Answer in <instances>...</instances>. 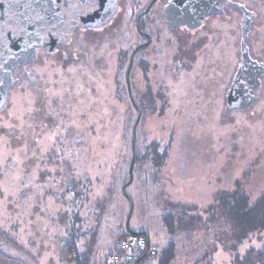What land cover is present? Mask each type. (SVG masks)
<instances>
[{"label":"trees","instance_id":"16d2710c","mask_svg":"<svg viewBox=\"0 0 264 264\" xmlns=\"http://www.w3.org/2000/svg\"><path fill=\"white\" fill-rule=\"evenodd\" d=\"M116 52V61H110L112 53H108L103 64L101 60L87 62L82 57L77 69L68 64H38L30 70L34 83L30 85L22 78V85L14 88L13 97L0 111L5 117L0 120V149L4 156L0 162V185L10 187L14 184L11 179L16 178V193L10 205L18 219L41 217L40 213L31 218L27 214L37 203L41 212L53 216L57 214L53 207L59 203L66 213L74 212L70 222L58 220L71 229L78 219V208L95 195L113 163L127 162L129 168L137 112L127 96L125 83L118 79L116 62L123 58V52ZM203 82L196 89L189 84L183 87L176 82L157 83L154 95L145 98L139 109L134 165L146 164L159 173L174 163L172 177L187 186L192 180H201L207 162L209 171L221 170L216 162L217 147L221 155L229 143L247 149L256 140L257 148L264 150V99L247 110L224 113L219 95L221 108L216 114L213 84ZM147 116L154 118L152 125H144ZM144 127L148 128V137L142 145L139 132ZM258 161L250 160L244 173L250 174ZM243 178L247 176L232 182L229 175H224L218 184L223 186L211 184L214 191L210 197L223 203L230 201L236 226L233 241L229 239L220 248L230 255V264H264V242L255 254L248 250L241 256L238 251L256 232L264 230V191L247 188ZM197 195L200 197L194 193L195 198ZM164 219L168 232L174 233L172 217ZM175 255L174 240H169L157 250L155 258L157 264H171Z\"/></svg>","mask_w":264,"mask_h":264},{"label":"flooded vegetation","instance_id":"af4514ba","mask_svg":"<svg viewBox=\"0 0 264 264\" xmlns=\"http://www.w3.org/2000/svg\"><path fill=\"white\" fill-rule=\"evenodd\" d=\"M107 50L123 52L118 79L140 114L157 83L203 80L216 114L220 99L224 113L244 111L264 99V0H0V84L8 72L16 81L5 106L38 64L77 69Z\"/></svg>","mask_w":264,"mask_h":264},{"label":"rangeland","instance_id":"374dc122","mask_svg":"<svg viewBox=\"0 0 264 264\" xmlns=\"http://www.w3.org/2000/svg\"><path fill=\"white\" fill-rule=\"evenodd\" d=\"M91 37L93 43H100V35ZM111 52L110 61H116L115 50H107L106 55ZM103 61L101 60V64ZM15 91L16 89H12L8 98L11 95L13 97ZM144 103L143 99L141 108ZM143 113L146 114V111ZM4 118L1 113L0 120ZM153 122L154 118L147 116L144 125H152ZM147 133V127L140 129L139 143L142 145L148 137ZM256 142L252 140L253 144H249L247 149H243L238 143H229L221 155L217 147L219 159L216 162L221 170L209 171L207 162L205 168H208L202 174L204 179L200 176V181L192 180L187 186L172 177L174 163H171L168 170L159 173L150 170L146 164L136 163L132 168L131 183L125 189L126 196L122 187L128 181V164H118L116 161L96 188L98 191H95V195L86 199L78 208V219L71 229L68 225H60L58 220L63 218L70 222L74 212L66 213L65 207L59 203L53 207L57 213H53V216H48V212H41L38 209L40 203H37L36 206L33 205V211L27 214L31 218L32 214L40 213L41 217L37 216L30 221L18 219L10 205L14 202L18 183L16 178H12L14 184L10 187L0 185V264H102L105 255L112 250L116 228L126 222L129 202L132 203V212L128 229L145 233L158 249L164 247L169 240H174L176 255L171 264H230V255L220 248L229 239L232 238L233 241L235 238L236 226L230 214V201L223 203L217 198L213 199L214 196L210 197V194L224 175H229L232 182L234 178L241 180L242 176H247L246 179L243 178L247 188L255 192L264 191V150H259ZM257 158L259 161L252 166L250 174L244 173L248 162ZM3 160L0 149V162ZM183 168L187 173V168ZM14 173L15 171L11 174L14 176ZM10 177L12 176L9 179ZM193 192L199 193L200 197H197L204 201L195 198ZM165 216L174 220V233L168 232ZM263 242L264 230L256 232L250 240L239 246L238 251L241 256L248 250L255 254ZM151 264H157V259Z\"/></svg>","mask_w":264,"mask_h":264},{"label":"built area","instance_id":"2783aa9c","mask_svg":"<svg viewBox=\"0 0 264 264\" xmlns=\"http://www.w3.org/2000/svg\"><path fill=\"white\" fill-rule=\"evenodd\" d=\"M157 248L145 233L130 231L122 224L116 228L113 250L105 255L102 264H151Z\"/></svg>","mask_w":264,"mask_h":264},{"label":"water","instance_id":"95a60500","mask_svg":"<svg viewBox=\"0 0 264 264\" xmlns=\"http://www.w3.org/2000/svg\"><path fill=\"white\" fill-rule=\"evenodd\" d=\"M128 73V71H127ZM24 75L27 76V72L26 70L24 71ZM27 79L29 80L30 83H32L33 79L27 76ZM16 83L15 80L12 79V75L11 72H8L4 77L3 80L0 84V110H2L5 106L6 103V99H7V92L9 91V89ZM126 84H127V88H128V92H129V96H130V88H129V84H128V78L126 77ZM130 100L133 103L131 96H130ZM229 108H226V111H228ZM140 119V113L139 111H137V117L135 120V123L132 127V137H131V160H130V164H129V168H128V181L123 185L122 187V192L123 194L126 196L125 193V189L126 187L131 183L132 180V168L134 165V159H135V150H134V140H135V128L136 125L138 123ZM130 207H129V214L126 218V222H125V226L128 228V222H129V217L130 214L132 212V203L129 202Z\"/></svg>","mask_w":264,"mask_h":264},{"label":"crops","instance_id":"0c3cea01","mask_svg":"<svg viewBox=\"0 0 264 264\" xmlns=\"http://www.w3.org/2000/svg\"><path fill=\"white\" fill-rule=\"evenodd\" d=\"M121 225H122V224H121ZM114 239H115V236H114ZM113 247H114V241H113V243H112V250H113ZM112 250H111V251H112ZM111 251H110V252H111ZM102 261H103V260H102Z\"/></svg>","mask_w":264,"mask_h":264},{"label":"snow or ice","instance_id":"6c2138e0","mask_svg":"<svg viewBox=\"0 0 264 264\" xmlns=\"http://www.w3.org/2000/svg\"><path fill=\"white\" fill-rule=\"evenodd\" d=\"M54 135H55V134H54ZM51 138H54V137H50V139H51Z\"/></svg>","mask_w":264,"mask_h":264}]
</instances>
